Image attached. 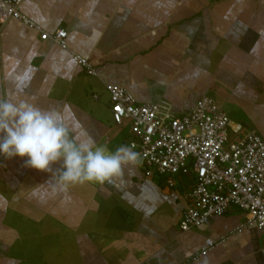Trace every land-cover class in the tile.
Wrapping results in <instances>:
<instances>
[{"label": "crops", "instance_id": "1", "mask_svg": "<svg viewBox=\"0 0 264 264\" xmlns=\"http://www.w3.org/2000/svg\"><path fill=\"white\" fill-rule=\"evenodd\" d=\"M20 10L47 32L65 29L67 48L18 19L0 24V97L57 111L73 135L112 151L130 135L105 84L176 114L210 96L241 135L264 139V0H22ZM26 159L0 154V264H264L263 234L241 227L248 214L237 207L180 229L191 177L169 187L141 159L61 191L62 161L41 172Z\"/></svg>", "mask_w": 264, "mask_h": 264}, {"label": "built area", "instance_id": "2", "mask_svg": "<svg viewBox=\"0 0 264 264\" xmlns=\"http://www.w3.org/2000/svg\"><path fill=\"white\" fill-rule=\"evenodd\" d=\"M21 2L0 0V24L18 19L38 30L41 39L66 49L67 31L43 30L21 12ZM71 55L88 74L96 73L86 57L72 51ZM105 87L113 121L128 127V145L134 144L133 150L140 153L145 174L162 176L169 187L177 185V177L192 178L183 194L181 230L201 229L207 217L237 207L248 214L241 227L255 225L264 237V139L257 130L241 135V124L233 123L210 96H202L188 111L176 114L168 103L137 102L121 85ZM217 243L209 242L199 253L205 254Z\"/></svg>", "mask_w": 264, "mask_h": 264}, {"label": "clouds", "instance_id": "3", "mask_svg": "<svg viewBox=\"0 0 264 264\" xmlns=\"http://www.w3.org/2000/svg\"><path fill=\"white\" fill-rule=\"evenodd\" d=\"M57 111L21 100L0 97V154L6 158L27 157L24 167L53 172L62 161L57 185L66 191L70 184L104 183L128 165L141 163L135 145H121L114 151L98 145L90 135L81 139Z\"/></svg>", "mask_w": 264, "mask_h": 264}, {"label": "rangeland", "instance_id": "4", "mask_svg": "<svg viewBox=\"0 0 264 264\" xmlns=\"http://www.w3.org/2000/svg\"><path fill=\"white\" fill-rule=\"evenodd\" d=\"M231 133V132H230Z\"/></svg>", "mask_w": 264, "mask_h": 264}]
</instances>
